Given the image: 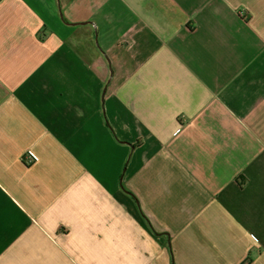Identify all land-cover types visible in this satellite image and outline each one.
I'll return each instance as SVG.
<instances>
[{
	"label": "crops",
	"instance_id": "0c3cea01",
	"mask_svg": "<svg viewBox=\"0 0 264 264\" xmlns=\"http://www.w3.org/2000/svg\"><path fill=\"white\" fill-rule=\"evenodd\" d=\"M0 264H264V0H0Z\"/></svg>",
	"mask_w": 264,
	"mask_h": 264
},
{
	"label": "trees",
	"instance_id": "16d2710c",
	"mask_svg": "<svg viewBox=\"0 0 264 264\" xmlns=\"http://www.w3.org/2000/svg\"><path fill=\"white\" fill-rule=\"evenodd\" d=\"M105 120H106V123H107L108 121H107V119H106V118H105ZM133 148H134V147H133Z\"/></svg>",
	"mask_w": 264,
	"mask_h": 264
}]
</instances>
